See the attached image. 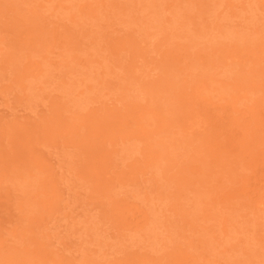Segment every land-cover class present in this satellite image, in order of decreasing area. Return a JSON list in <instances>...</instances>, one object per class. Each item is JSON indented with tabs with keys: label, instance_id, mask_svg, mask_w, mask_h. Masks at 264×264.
I'll use <instances>...</instances> for the list:
<instances>
[{
	"label": "rangeland",
	"instance_id": "rangeland-1",
	"mask_svg": "<svg viewBox=\"0 0 264 264\" xmlns=\"http://www.w3.org/2000/svg\"><path fill=\"white\" fill-rule=\"evenodd\" d=\"M0 264H264V0H0Z\"/></svg>",
	"mask_w": 264,
	"mask_h": 264
}]
</instances>
